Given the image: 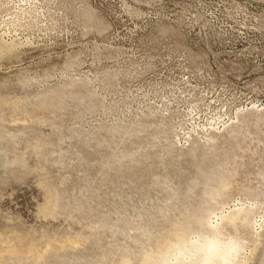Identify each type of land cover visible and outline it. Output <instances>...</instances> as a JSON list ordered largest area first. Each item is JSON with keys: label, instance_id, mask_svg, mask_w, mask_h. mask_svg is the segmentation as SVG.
Segmentation results:
<instances>
[{"label": "rangeland", "instance_id": "374dc122", "mask_svg": "<svg viewBox=\"0 0 264 264\" xmlns=\"http://www.w3.org/2000/svg\"><path fill=\"white\" fill-rule=\"evenodd\" d=\"M217 207L264 264V0H0V264H135Z\"/></svg>", "mask_w": 264, "mask_h": 264}, {"label": "clouds", "instance_id": "9594fccd", "mask_svg": "<svg viewBox=\"0 0 264 264\" xmlns=\"http://www.w3.org/2000/svg\"><path fill=\"white\" fill-rule=\"evenodd\" d=\"M242 214L217 207L177 218L145 237L135 264H246L247 240L235 228ZM123 264L134 262L125 258Z\"/></svg>", "mask_w": 264, "mask_h": 264}, {"label": "bare ground", "instance_id": "6f19581e", "mask_svg": "<svg viewBox=\"0 0 264 264\" xmlns=\"http://www.w3.org/2000/svg\"><path fill=\"white\" fill-rule=\"evenodd\" d=\"M219 184L222 185V186H224V187H227V185H228V183L226 184L225 182H220ZM241 210H243V214L240 216V218H239L238 221H241V222H242L243 220H245V218H246V213H247L248 210H247V209H241ZM238 221H237V223H239ZM237 223L235 224V227H237ZM242 237H243L244 239H246V238H245V234L242 235ZM73 242H74V241H73ZM63 243H64V242H63ZM68 243H69V242H68ZM72 244H73V243H72ZM62 245H63V244H62ZM123 261H124V260H123Z\"/></svg>", "mask_w": 264, "mask_h": 264}]
</instances>
